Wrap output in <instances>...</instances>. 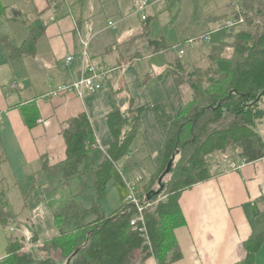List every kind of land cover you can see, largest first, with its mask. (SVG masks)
<instances>
[{
    "label": "crops",
    "instance_id": "obj_1",
    "mask_svg": "<svg viewBox=\"0 0 264 264\" xmlns=\"http://www.w3.org/2000/svg\"><path fill=\"white\" fill-rule=\"evenodd\" d=\"M55 1L1 0L8 6L9 15L15 10L27 13L30 19L40 14L47 28L35 55L9 59L0 41V137L7 158L0 180L3 178L6 187L8 208L17 214L20 223L14 228L5 227L0 221V260L7 256L9 237L22 232L29 239L43 215L50 216L40 219L43 232L56 234L53 215L64 206L57 204L54 197L48 200L46 193L35 204L28 201L36 181L41 182L40 176L49 172L55 175L53 184L43 181L40 189L51 191L74 179L82 182L86 192L94 189L93 173L65 182L58 167L66 157L63 130L74 116L86 114L97 142L108 146L113 140L108 114L117 108L130 113L143 106L133 151L115 169L123 168L126 191L127 181L139 189L140 184L144 186L150 180L160 162L164 136L170 126L159 123L154 104L165 103L177 115L193 96L188 84L178 87L171 62L179 59L189 70L207 69L197 64L198 58L206 55L208 42L187 47L182 56L178 48L193 37L218 35L221 25L234 16L236 6L243 2L151 0L146 11L149 36H143L146 21L137 12L141 0H63L58 6ZM253 6L258 16L264 17L263 12H258L261 8L264 11V0H254ZM6 35H13L22 43L28 35L26 24L10 23L0 17V38ZM148 38L163 40L166 48L150 46ZM88 60L112 69L103 89L84 98L74 92L50 95L56 86L77 80ZM263 122L264 118L258 131ZM90 157L95 168L103 161L104 153L95 149ZM228 162L218 161L212 167L214 176L182 193L179 202L184 224L174 230L182 257L168 264H243L246 259L245 242L254 227L264 225V158L238 170L229 169ZM49 201H53L52 206ZM91 207L92 204L82 205L81 209ZM133 264L158 262L154 256L144 257L139 251ZM253 264H264V245Z\"/></svg>",
    "mask_w": 264,
    "mask_h": 264
},
{
    "label": "trees",
    "instance_id": "obj_2",
    "mask_svg": "<svg viewBox=\"0 0 264 264\" xmlns=\"http://www.w3.org/2000/svg\"><path fill=\"white\" fill-rule=\"evenodd\" d=\"M62 1L56 0V6ZM84 1L77 0L76 3ZM252 7L251 0L244 1L242 13L246 18ZM6 9L8 6L0 0V17L10 23H25L28 30L20 44L13 35L0 38L7 57L35 55L47 25L40 14L30 19L27 13L16 10L9 15ZM258 12L264 13L262 8ZM234 14L236 18L240 15ZM148 18L143 36H149ZM233 38L235 42L231 45L229 42ZM148 43L159 50L167 45L163 40L150 38ZM210 45L208 57L213 68L189 70L179 59L170 64L178 87L188 84L193 91L192 99L184 103L182 111L173 115L165 103L154 104L159 123L170 126L164 136L160 162L140 194L138 191L143 203H152L145 209L144 221L137 227L132 226L136 207L126 199L111 212L100 210L116 165L133 151L144 107L130 113L117 108L108 114L107 123L113 140L103 161L95 168L90 156L97 140L89 117L86 114L74 116L63 130L66 157L58 167L63 171L65 182L90 172L94 174L92 187L96 195L92 207L81 209L73 201L65 209L54 212L57 233L46 239L48 256L38 257L34 251H25L26 236L11 235L7 256L0 264H133L139 251L144 257L154 256L158 264H168L182 257L174 237L175 228L184 224L179 202L182 193L214 176L212 167L218 162L213 161L216 153L224 154L222 160L226 162L240 158L249 163L264 158V137L257 129L264 118V29L254 34L225 27L223 23L219 34L211 38ZM229 48L233 49L231 55H227ZM173 157L172 170L163 179L162 192L148 199L152 190L160 191V177ZM6 161L0 137V171ZM44 168L48 169L46 164ZM168 175L170 178L166 180ZM156 183L158 188H153ZM3 184L1 178L0 221L5 227H11L16 214L8 208ZM87 216L92 219L86 221ZM35 233L31 238L33 244L38 243L37 237L40 238ZM263 245L264 225L254 227L244 245L247 256L243 264H253ZM51 250L66 261L59 262L51 255Z\"/></svg>",
    "mask_w": 264,
    "mask_h": 264
},
{
    "label": "rangeland",
    "instance_id": "obj_3",
    "mask_svg": "<svg viewBox=\"0 0 264 264\" xmlns=\"http://www.w3.org/2000/svg\"><path fill=\"white\" fill-rule=\"evenodd\" d=\"M243 2H241V7H243L244 5V1L245 0H242ZM252 1V6L254 4V0H251ZM256 6H253L251 8V10H249L248 12V18H246V16H244V22L243 23H240L238 24L237 26H235V28L237 30H247V31H250L254 34H258L260 31H262V29H264V17L263 16H258V13L256 12L255 10ZM12 13V11H9ZM225 25V23H224ZM226 27V26H225ZM235 39H230V42L229 44L233 45V43L235 42L234 41ZM203 44V43H201ZM199 46V45H198ZM207 50L206 51V55L203 56L202 58H198L199 63L197 64L199 67L201 68H213L214 67V64L212 63V61L209 59L208 55H209V52L211 50V45H210V41L208 42L207 44ZM232 48H229L228 49V53L227 55H231L232 54ZM259 131L260 133H262L264 135V122L259 126ZM135 142V141H134ZM222 159H224V154L222 153H216L214 155V158H213V161H223ZM225 161V160H224ZM122 167L121 169H116L114 170V177H113V180L111 182H109L108 186H107V190H106V193H107V196H105V199L101 202V206H100V210L104 211V212H111L113 211L114 209L118 208V206L122 203L123 200H125L128 196V189L126 191L125 187H124V183L123 182V172L124 170L122 171ZM122 171V173H121ZM125 177L127 174H124ZM170 178V175L167 176L166 180H168ZM39 180H41V182L38 180L36 181V184H35V188H33L32 190H30V194L28 195V201L29 202H32L33 204L37 203L38 199L40 198V200H43L41 198V195H44L45 193V196L46 198L49 200L51 197H54V199L56 200V203L61 205V206H67L69 203H71L72 200H74L75 203H77L80 207L82 208V205H89L90 207V204H93L94 202V198H95V191L94 189H88V191L90 192H86L85 190L82 189V182L79 181L78 179H74L73 181H71L70 183L64 185V186H61L59 185L58 188L54 189V190H51L50 189H40V183H42L43 181L44 182H49L51 184H53V181H55V175L53 174H45L44 177L43 176H40ZM48 183V185H49ZM90 184V183H88ZM144 184V183H143ZM143 184L139 185V188L138 191H139V194L140 192L142 191L143 189ZM43 188V187H42ZM54 188V187H53ZM153 188H158V184L156 183L154 185ZM137 195H138V192H137ZM138 198L144 202L143 198L141 197V195H138ZM51 200V199H50ZM127 202H129L128 200H126ZM53 201H49V203L51 204V206L53 205L52 203ZM73 202V201H72ZM130 203V202H129ZM55 204V203H54ZM151 207V205H149L147 208ZM90 209V208H89ZM5 211H7V209L5 208ZM11 211V210H10ZM27 211V210H26ZM25 211V213H26ZM24 213V214H25ZM15 214V213H14ZM22 214V212H21ZM47 216V215H46ZM25 217H27V215L25 214ZM44 217L41 216L40 218H38V220L36 221V226L35 227V230H36V235L40 236L42 239H40L39 237L38 238V243L37 244H33L31 242V237H29V239H26L25 240V251H34L35 252V255L36 256H48V251H47V242H46V239L54 236V233L53 235H51L50 233H45L43 232V228L42 226L39 224L40 223V219L42 220V218ZM16 219H14V221H11V223H13L12 225L14 226V228H18L19 226V222H18V216L16 214ZM45 218V217H44ZM48 218H50V216H47L45 219L47 220ZM90 216H87L86 217V221L87 220H90ZM12 226V227H13ZM38 231V232H37ZM57 233V231H56ZM20 236H22V232L18 233ZM49 234V236H48ZM16 235V234H15ZM30 236V235H29ZM51 252V255L54 256L59 262L61 261L64 262L66 261V259H63L61 260V256L60 254H55V252L52 250L50 251ZM3 260H0V262H2Z\"/></svg>",
    "mask_w": 264,
    "mask_h": 264
},
{
    "label": "built area",
    "instance_id": "obj_4",
    "mask_svg": "<svg viewBox=\"0 0 264 264\" xmlns=\"http://www.w3.org/2000/svg\"><path fill=\"white\" fill-rule=\"evenodd\" d=\"M151 5V0H141V2L138 4L137 12L138 14H141V18L145 20L147 17L146 11ZM235 12L239 13V17L236 18L235 14L234 16L228 18L225 22L226 27H235L240 23L244 22V14L242 13V7L240 4L236 6ZM110 25H113V22L109 23ZM211 40V37L209 34L197 36L190 38L185 41L183 45L179 48L178 52L179 55L182 56L186 53L187 47H194L200 42H209ZM88 46V42L84 43V58L86 59L88 56L86 47ZM72 57H68V61H71ZM112 73V69L105 66L96 64L91 61H87L85 63V66L82 68L81 75L77 80H75L72 83H65L60 84V86H56L50 93V95H58L68 92H74L78 97L84 98L87 94L94 93L97 91H100L103 89L102 87L105 86V82L110 77V74ZM93 149H100L104 154H107L108 146H103L100 143L96 142L93 145ZM228 168L232 170H238L242 168L245 164L248 162L245 159H238L233 158L228 160ZM127 188H128V196L126 200L131 202L135 205L136 211L131 219V223L133 227H137L140 222L144 221V212L145 209L152 203H143L137 195L138 189L135 183L127 181Z\"/></svg>",
    "mask_w": 264,
    "mask_h": 264
},
{
    "label": "water",
    "instance_id": "obj_5",
    "mask_svg": "<svg viewBox=\"0 0 264 264\" xmlns=\"http://www.w3.org/2000/svg\"><path fill=\"white\" fill-rule=\"evenodd\" d=\"M173 160H174V157H173V159L169 162V164H168V167H167V169H166V172L160 177V184H161V186H160V191L159 190H152L149 194H148V199H151L152 198V196L153 195H160V193L162 192V189L164 188V183H163V179H164V177L168 174V173H170V171L172 170V165H173Z\"/></svg>",
    "mask_w": 264,
    "mask_h": 264
}]
</instances>
